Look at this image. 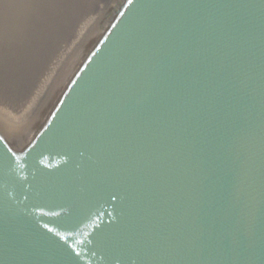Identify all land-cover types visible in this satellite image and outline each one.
<instances>
[{
	"label": "water",
	"instance_id": "water-1",
	"mask_svg": "<svg viewBox=\"0 0 264 264\" xmlns=\"http://www.w3.org/2000/svg\"><path fill=\"white\" fill-rule=\"evenodd\" d=\"M0 264H264V0H0Z\"/></svg>",
	"mask_w": 264,
	"mask_h": 264
}]
</instances>
